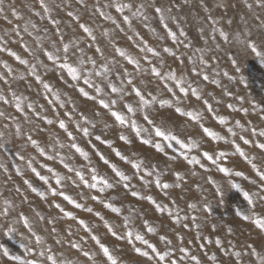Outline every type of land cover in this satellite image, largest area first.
Listing matches in <instances>:
<instances>
[{"label":"rangeland","instance_id":"rangeland-1","mask_svg":"<svg viewBox=\"0 0 264 264\" xmlns=\"http://www.w3.org/2000/svg\"><path fill=\"white\" fill-rule=\"evenodd\" d=\"M115 2L85 0V7L78 0H48L50 6H53L52 16L59 21V29L64 37L62 42L56 26L47 19L46 14L41 12L45 17L43 19L34 15L41 11L38 0H4V12L0 13V36L7 41L6 47L30 64H38L42 80L59 92L60 98L57 100L55 95L46 93L43 85L30 75L28 65H22L7 52L0 51V74L7 80V83L0 81V94L9 99L8 104L0 102V112L5 114L0 117V132L4 133L0 138V145H4L0 148V264H22L23 261L33 260L37 264H52L49 256H54L57 264H112L103 253L101 244L109 249L116 264H136L140 254L135 251V247L121 251V248L108 241L116 237L128 239L129 230L118 231L121 224L125 225L118 213L123 204L111 203L102 196L93 200L91 196L96 192L89 187L91 181L99 184L92 179L93 175L106 179L97 165L122 167L130 179L131 170H135L134 163L144 164L148 168L140 173L142 178H154L148 174L154 163H161L165 169L171 167L175 173L174 178L180 179L184 175L186 163L191 165L194 161L193 165L205 167L212 176L206 175L207 181L198 185V180L188 172L186 165L183 180L191 181L189 190L193 191L200 190L206 184H213L217 180L216 176L222 178L219 188L223 185V196L226 194L228 197L222 204V211L234 224L235 228H232L239 234V243H248L251 237L264 252V230L251 220H244L237 215L239 210L245 215L264 218V179L260 175L264 173V149L258 146L264 144V136L259 135L264 131V63H261L264 58V0H156L157 4L169 3L172 6L171 15L175 19H169L168 24L177 33L176 41L167 35V30L151 8L146 10L150 17L147 22L133 18L132 26L129 27L123 20V15L129 14L127 11L121 14L115 7H107ZM120 2L127 3L129 0ZM141 2L151 3V0H131L133 5ZM97 8L111 16L116 24L101 17ZM13 9L23 17L22 20L12 15ZM70 11L79 16V21L67 15ZM213 19L216 24L211 23ZM28 22L36 24V29L29 25L28 32H25L23 27ZM79 24L89 26L96 40L88 38ZM17 25L21 29L19 35L14 31ZM181 29L186 35H180ZM213 29H217L215 34ZM221 29L229 37L227 42L220 36ZM237 37L254 43L261 55L257 56L250 47L240 43ZM71 41L83 48L87 57L97 60V68L92 69L88 65L87 72L100 70L99 65L102 63H109L112 68L108 77H90L95 85L103 88V92L93 93L94 99L82 97L80 101L76 98V101L70 103L66 94L72 84L66 70H61L43 54L44 50L55 51L53 44L59 48L62 43ZM145 45L156 49L160 55L154 57L147 51H141ZM97 46L103 50V57L95 52ZM116 47L122 48L134 59L142 57L143 61L137 60L144 71L135 70L133 65L115 52ZM164 48H170L176 55L165 53ZM78 55L79 49L72 54L73 62ZM201 55L204 62L199 59ZM145 56L151 60V64L144 59ZM40 61L43 63L39 64ZM5 63L13 69L12 73L3 67ZM153 66L162 72L163 77H167L169 71L175 73L178 80H183V84L177 80L154 76L150 72ZM123 69H127L131 76L123 75ZM137 74L142 78L135 77ZM205 75L208 80H204ZM21 76L25 79L21 80ZM129 78L133 79L134 85L141 91L150 88L156 91V95L152 92V97L148 99L150 103L147 107L139 102L132 86L121 83ZM109 82L123 88V95L111 93L107 87ZM182 86L189 89L187 95L180 91ZM75 87H81L87 92L91 89L86 85ZM192 88L197 89L200 99L191 94ZM13 92L22 97L23 112L16 110ZM100 99L106 103L116 100L117 103L105 109L100 105ZM176 100H180L184 107H177ZM161 101L168 103L161 106ZM204 101L211 105V111ZM29 104L33 107L29 108ZM127 105L134 106V115L127 111ZM176 107L181 111L178 112ZM112 111L119 112L128 121L134 120L142 130L141 135H136L131 123L121 125L111 115ZM187 113H193L199 119L193 120ZM145 114L153 121L152 124L144 119ZM47 120L52 123H47ZM61 120L67 125V130L59 127ZM17 125L21 129L20 135L16 134ZM84 127L89 130L87 136L81 131ZM157 127L176 139L166 143L161 141L162 137L155 135ZM204 129L214 133L216 138ZM68 132L75 139L69 137ZM201 133L202 138L196 139L195 135ZM29 135L37 141L39 147L31 144L27 139ZM98 136L99 140L96 139ZM121 136L126 137L127 142L121 140ZM223 137L232 146L230 149L221 147ZM145 139L152 143H143ZM245 140L249 143L245 144ZM208 142L213 143V146H209ZM72 144L82 149L87 158L71 147ZM156 144L160 148L167 145L171 149L159 152L155 148ZM39 148L44 149L43 154ZM240 152L245 155H240ZM205 153L213 159H208ZM50 156L52 159H49ZM101 156L109 163L105 164ZM220 168H227L231 175L221 172ZM77 172L84 176V180L80 179ZM236 172L242 175L237 176ZM40 176L46 177V181L40 179ZM57 178H60V184L64 187V200L60 203ZM233 184L240 185V189L232 187ZM243 191L253 195L255 207L244 199ZM99 193L104 194L101 190ZM208 196H212L210 192ZM65 197H70L75 203ZM76 204L81 207H76ZM113 208L119 211L115 212ZM25 217L31 231L24 224ZM108 225L117 233L116 236L108 230ZM247 230H254V234L250 235ZM130 232L133 234L130 240L139 242L135 237L141 236L140 231L136 229ZM225 234L229 237L227 230ZM36 236L41 238L39 243ZM92 237H96L100 243ZM4 249L8 250L7 255ZM84 252H88L89 256L85 257Z\"/></svg>","mask_w":264,"mask_h":264},{"label":"built area","instance_id":"built-area-1","mask_svg":"<svg viewBox=\"0 0 264 264\" xmlns=\"http://www.w3.org/2000/svg\"><path fill=\"white\" fill-rule=\"evenodd\" d=\"M142 92L146 99H150L153 93L154 96L156 95V91L151 88L150 90L143 89ZM147 92H151L150 95ZM161 139L165 143L169 141L164 137ZM155 148L161 152L160 148ZM162 149L169 151L171 148L166 145ZM140 165L138 171L131 170V178L127 181L121 180L111 167L97 165L103 176L113 186L108 188L91 181V184L96 185L94 188L96 193L91 196V199L97 200L102 196L108 198L111 203L123 204L118 213L125 225L121 224L118 231L138 229L143 240L148 242L145 244L139 240L135 243L123 237L108 240L121 248V251L135 247L141 252H148L152 257L149 259L139 255L136 264H171L172 261L176 264H195V261L191 259L192 256H196L200 264H264V252L260 245L253 241V238L249 237L248 243H239L237 237L239 234L233 229L234 224L222 211L221 199L208 196V184L200 190H189L191 181H184L183 178L175 179L174 170L169 166H167L168 170L165 169L161 163H154L151 169L153 175L150 176L154 178H142L139 176L140 173L148 168L144 164ZM116 169L125 174L124 168L116 167ZM157 179L161 184H169L171 187L168 189L158 187ZM125 184L129 187L125 188ZM101 188L104 189V194L99 193ZM133 191L137 192L138 196H132ZM147 197L155 200L164 208V211L158 210ZM206 204L212 208L210 213L205 211L204 205ZM190 205H195V207ZM169 210L172 215L168 214ZM177 217L179 222H177ZM146 223H148L147 227ZM149 228L154 230L148 231ZM226 230L229 237L225 234ZM247 231L250 235L254 234V230ZM217 239L221 241L219 245L216 244ZM150 245L154 246L157 251L167 252L169 255L165 260H158L152 248L149 247ZM182 248L187 251L181 252ZM226 252L228 254H225ZM236 252L241 253L239 258L234 255ZM213 256L215 259H212Z\"/></svg>","mask_w":264,"mask_h":264},{"label":"snow or ice","instance_id":"snow-or-ice-1","mask_svg":"<svg viewBox=\"0 0 264 264\" xmlns=\"http://www.w3.org/2000/svg\"><path fill=\"white\" fill-rule=\"evenodd\" d=\"M185 2H187V0H185ZM38 3H39L41 11L35 12L34 15L39 16V17H41V19H43L45 17L41 15V12L46 14L47 15V19L53 25L56 26V32L58 34L59 40L63 42L64 37H63V34L60 32V29H59V21L56 20L51 14L52 10H53V6H50V4L48 3V0H38ZM78 3H80L81 5H84L85 7L87 6L85 4V0H78ZM248 6L251 7V5H248ZM56 7H58V5ZM107 7H115V10L118 13H121V14H123V13H125L127 11L129 14L123 15V20L129 27L132 26L133 18L140 19V20H142L144 22H147L150 19V17L147 15L146 10L148 8H151L152 11L157 14L160 23L163 25V28L167 30V35L170 36L173 41L177 40V33L172 31V29L169 27V24H168V20L169 19H173V20L175 19V17H173L171 15L172 6L169 3L157 4L156 0H151V3L141 2L138 5H133V3H131V0H129V2H127V3H123V2H120V0H116V2L114 4H109V5H107ZM3 12H4V0H0V13H3ZM97 12L104 19L111 20L113 24H116V21L111 16L106 15L99 8H97ZM12 15L18 20H22L23 19V17L18 15L17 12L14 9L12 10ZM67 15L69 17H74L77 21H79V16L75 15L73 12L70 11V12L67 13ZM4 19L8 23H11V21H9L7 19V16H4ZM211 23L212 24H216L217 22L213 19V20H211ZM229 23H231V21H229ZM29 25L31 26L32 29H36V27H37L36 24L28 22L23 27V30L25 32H28ZM145 26L149 27V25H147V24ZM79 27L83 30V32L86 34V36L88 38H90L92 41L96 40V36L94 35L93 30L89 26H87L86 24H79ZM20 30L21 29H20L19 25H17L16 28L14 29V31L17 33V35H19ZM121 31H123V29H121ZM216 31H217V29H213V33L214 34H215ZM219 32H220V36H222L223 39L227 42L228 39H229L228 35L222 29L219 30ZM29 34H31V33H29ZM104 34L108 35V33H104ZM137 35H139V34L137 33ZM180 35L181 36L186 35L182 29L180 30ZM213 38H215V36H213ZM129 39H132V37H129ZM237 39L239 40L240 43H244L247 47H250L251 50L257 56L261 55V53L259 52V50L257 49V47H256V45L254 43H249L247 40H240L239 37H237ZM6 44H7V41L4 40L3 36H0V51L7 52L10 56H13L15 58V60L19 61V63L22 64V65H28L29 66L30 75L37 82H39V83H41L43 85V88L45 89L46 93H48L50 95H55L56 99L59 100V98H60L59 92H56L49 83H46V82H44L42 80L41 75L39 74V71H38V64H30L28 60L21 59V57L19 55H17L16 52H14V51L10 50L9 48H7ZM24 47L27 48V45H25ZM41 47H42V45H41ZM52 47L55 49V51H50V50H44L43 51V54L47 58V60L51 61L54 65H57L61 70H66L67 75L70 76L72 80L80 81L81 79H83V83L85 85H89L90 87L95 88L96 92H103V88L98 87L97 85H95L92 82V80L90 79V77L93 76V75L97 76V77H100V76L108 77L109 74L112 72V68H111L109 63L100 64L99 65V69L100 70L85 72V68L88 65H90L92 69H96L97 68V60L95 58H93V57H87L85 52H84V49L83 48H79V45L75 41L62 43V46L59 47V48H57L55 44H53ZM89 47H91V45H89ZM186 47H191V45H186ZM77 49H79V55L76 57V60L73 62L72 61V54ZM114 50H115V52H117L119 54L120 57L125 58L128 64L133 65L135 70H139L141 72L144 71L141 68L140 61L137 60V59H134L131 55H128L122 48L116 47ZM140 50L141 51H147L148 53H151L152 56H154V57L160 55V53L158 51H156V49H154L152 47H147L146 45L144 47H142ZM163 51L165 53H169L170 55H173V56L176 55V53L173 52L170 48H164ZM95 52L98 53L101 57L104 56V52L99 46L95 47ZM144 59L147 60L149 64H151V60H148L147 56H145ZM199 59L201 60V62H204L203 55H201ZM38 63L42 64L43 62L40 61ZM112 63H114V61ZM233 63L235 64L236 61L233 60ZM261 63H264V58L261 59ZM74 64H75V66H74ZM3 67L5 69H7L8 73H12L13 72V69L11 67H9V65L7 63H5L3 65ZM237 70L239 71V69H237ZM150 72H151V74H153L154 76H156L158 78L177 80L178 83L183 84V80L182 79L178 80L176 75H175V73H172L171 71H169L167 77H163L162 72L158 71L157 68L155 66H153V67L150 68ZM120 74L121 73H117V75H120ZM122 74L125 75V76H131V73H129L127 71V69H123V73ZM203 78H204V80H208V76L207 75H205ZM20 79L23 80V79H25V77L21 76ZM0 81H4L5 83H7V80L5 79V76L3 74H0ZM121 83L122 84L126 83L128 86H132V91L135 93V95L137 97H139V102L142 105H144L145 107H147L149 105L150 101L145 98V94L141 91V89L134 85L133 79L129 78L126 81H121ZM107 87L110 88L111 93H121V95H123V88L117 87L115 84H112L111 82H109ZM79 91L85 97H88L89 99H94V97L89 96L88 92L84 91L83 88H80ZM180 91L183 92L185 95H187L188 92H189V89L182 86L180 88ZM190 91H191V94L193 96H195L197 99L201 98L200 95L198 94L197 89L192 88ZM12 97L15 99V108H16V110H18L20 112H23L24 111V107L21 104L22 97L18 96L15 92L12 93ZM0 102H3L4 104H8L9 103V99L6 98L3 94H0ZM99 103L105 109H109L112 105H115L117 103V101L116 100H111L109 103H106L104 99H100ZM160 103H161V106H164L165 104L168 103V101H161ZM204 103L208 106V110L211 111L212 108H211V105L208 104V101H204ZM61 106H63V105H61ZM28 107L32 108L33 106L31 104H29ZM126 107H127V111L129 113H132L133 115L135 114V109L131 105H127ZM177 111L180 112L181 110L179 108H177ZM182 114H184V113H182ZM4 115H5L4 112H0V117H3ZM111 115L114 116L115 119L117 121H119V123L121 125H125V124H128V123H131V127L135 130L136 135L137 136L141 135V131L142 130H141V128H139L136 125L134 120L133 121L126 120L124 118V116H122L117 111H112ZM187 115L191 116L193 120L199 119V117L197 115L193 114V113H187ZM84 119H85V122L88 123L87 118L84 117ZM144 119L149 124L153 123V121L149 119L147 114H145ZM221 122L223 123L224 121H221ZM47 123L51 124L52 121L51 120H47ZM5 127H7V125ZM59 127L61 129L67 130V125L64 123L63 120H61L59 122ZM77 127L80 128V125L78 124ZM93 127H94V125H93ZM81 131L86 136L90 134L87 127L82 128ZM143 131H147V130L144 129ZM204 131L207 132L210 136H213V138H216L215 134L210 132L208 129H204ZM229 131L231 132L232 130L229 129ZM16 134L17 135L21 134V129H20L19 125L16 126ZM67 134H68L69 137H72V139H75V137L72 136L71 132H68ZM155 135L158 136V137H164L165 139H169V140L176 139L175 136L166 135L165 132L161 131V129L159 127H157L155 129ZM233 135H235V133H233ZM259 135L260 136H264V131L260 132ZM3 136H4V133L0 132V138H2ZM27 139L31 142V144L34 147H39V145L37 144V141L32 139V137L30 135L27 137ZM96 139L99 140L100 137L98 136V137H96ZM120 139L121 140H125L127 142V138L124 137V136H121ZM142 142L145 143V144H151L152 143L151 140H147V139L143 140ZM244 143L247 144V143H249V141L245 140ZM258 146L261 149H264V144H260ZM2 147H4V145H0V148H2ZM71 147L75 148L76 151L80 152L81 155H84L85 158H87V154L85 152H83V150L80 149L76 144H72ZM155 147L160 148V145L156 144ZM237 148H239V146H237ZM160 150L163 151L162 148H160ZM39 151L42 154L44 153V149L43 148H39ZM116 154L118 156L120 155L119 152H117ZM205 155L208 156L207 153H205ZM240 155L243 156L245 154L243 152H240ZM21 159H23V157H21ZM49 159H52V157L50 156ZM101 159H104L103 156H101ZM121 159H124V157L121 156ZM208 159L211 160V159H213V157L208 156ZM195 162L199 163V161H195ZM104 163L108 164L109 161L104 159ZM65 167L67 168L68 165L65 164ZM140 167H141V165L139 163H134L133 164V168H135L137 171L140 169ZM253 167L255 168V165H253ZM112 168L115 171V174L121 180L127 181L129 179L128 176H126L124 173H122L118 169H116L115 165H112ZM219 170L221 172H224L226 174L231 175V173L229 172V170L227 168H220ZM32 171L36 172V169L32 168ZM49 171H52V170L49 169ZM69 171H72V169H69ZM92 171H93V173H95L96 170L93 169ZM17 172H20V170L17 169ZM76 174L80 177L81 180H84V176L81 173L77 172ZM235 174L237 176L242 175V173H240V172H236ZM36 175L39 176L40 174L36 173ZM149 175H151V173H149ZM260 175H261V178L264 179V173H261ZM177 176L179 178V174H177ZM40 179L46 181V177L40 176ZM92 179L98 181V183H101V184H103L104 186H106L108 188H111L113 186L112 184L109 183V181L107 179H101V178H99L96 175H93ZM26 183H27V181H26ZM56 183L57 184L61 183L60 178H57ZM85 183H87V181H85ZM156 184H157L158 187H162L163 189H168L169 187H171V185H169V184H161L159 179H157ZM89 187L95 188L96 185L95 184H91V185H89ZM124 187L127 188V187H129V185L125 184ZM232 187H234V188H236L238 190L240 189V185H238V184H233ZM100 190L103 191L104 189L101 188ZM33 191H36V189H33ZM216 191L220 194L221 199H222L223 198V192L221 191V189L219 187H217ZM55 194H56V192H55V190H53V195H55ZM60 194L63 195V193H60ZM131 194L134 197L138 196V193L135 192V191H133ZM243 197L248 202L249 205H252L253 207H255L253 195L249 194L248 191H243ZM65 199H68V200L71 201L70 197H65ZM147 199L150 200L153 204H155L156 208L158 210H160L161 212L164 211V208L161 205L157 204L155 200H152L151 197H147ZM71 202L75 203L74 201H71ZM190 206L191 207H195V205H190ZM56 207L59 208L60 206L56 205ZM76 207L79 208V207H81V205L80 204H76ZM108 207L111 208L112 206L108 205ZM204 208H205V211H207L209 213L212 211V208H211L210 205L206 204V205H204ZM112 210L115 211V212L119 211V209H116V208H113ZM88 211L91 212L92 210L88 209ZM5 214H7V211H5ZM168 214L172 215L170 210H169ZM237 215L242 216V218L244 220H251L258 228H260L261 230H264V218H262L260 216L245 215V214L239 212V210H237ZM41 219H43V217H41ZM177 222H179V218L178 217H177ZM81 223H83V221H81ZM24 224H25V226H27L29 228V231H31V226H30L29 221H28V219L26 217L24 218ZM108 230L111 232V234L113 236L117 235V233L112 230L111 225H108ZM153 230L154 229H152V228L148 229V231H153ZM9 231H12V229H9ZM229 232H231V229H229ZM33 235H35V233H33ZM132 235H133L132 232L129 231L127 233V238L131 239ZM92 238L94 240H96L97 243H100V241L96 237H92ZM135 239L142 240L143 243H145V244L148 243L146 240H143V237H141L139 235H137L135 237ZM36 240L39 243L41 238L39 236H36ZM220 243H221V241L219 239H217L216 240V244L219 245ZM73 247H79V246L78 245H73ZM149 247L152 248V252L158 258V260H161V261L165 260V258L169 255V253H167V252L161 254L159 251H157L155 249L154 246L150 245ZM101 249L103 250V253L108 257V259L112 261V264H116V261L113 259L109 249L107 247H105L103 244H101ZM49 251H51V249H49ZM135 251L137 253H139L140 255H142V256H145V257H148L149 259H152V257L149 256L148 252H141V250L139 248H136ZM180 251L181 252H186L187 250L182 248V249H180ZM4 254L5 255L8 254V250L7 249H4ZM225 254H228V253L226 252ZM40 255L43 256L44 253L41 252ZM84 255H85V257H87V256H89V253L88 252H84ZM234 255L237 258H239L241 256V253L240 252H236V253H234ZM13 259H17L18 260L19 257H13ZM48 259L52 261V264H57L56 258L54 256H49ZM191 259L193 261H195V264H200L199 259L196 256H192ZM212 259H215V257L213 256ZM22 264H37V262L34 261V260L33 261H23ZM171 264H176V262L172 261Z\"/></svg>","mask_w":264,"mask_h":264},{"label":"crops","instance_id":"crops-1","mask_svg":"<svg viewBox=\"0 0 264 264\" xmlns=\"http://www.w3.org/2000/svg\"><path fill=\"white\" fill-rule=\"evenodd\" d=\"M137 59H139L140 61H143V59H142V57H138ZM85 72H87V70H86V68H85ZM135 77H138V78H142V76H140V75H136ZM91 80H92V78H90ZM69 80L71 81V86L69 87V91H68V94H66V97H67V99L69 100V102L71 103L72 101H76V98H78L79 99V101L81 100V98L82 97H85L80 91H79V89L81 88V87H78V88H76L75 87V85L76 86H84L85 84L83 83V79H81L80 81H75L74 82V80H72L71 79V77L69 76ZM93 81V80H92ZM87 87L89 86V85H86ZM89 88V87H88ZM84 91H86L85 89H84ZM87 92V91H86ZM95 92V94H96V91H95V89L94 88H92L91 87V89H90V91L88 92V94H89V96H91V97H94V95H93V93ZM106 95L108 94V92H104ZM86 99L88 98V97H85ZM172 99H174V98H172ZM88 100V99H87ZM176 103H178V105H177V107H179V106H182V107H184V105H182V104H180L181 103V101L180 100H176ZM176 107V108H177ZM172 109V108H171ZM174 110V109H173ZM184 110V109H183ZM201 135V136H200ZM205 135V134H204ZM195 137H196V139L197 138H202V133L201 134H199V135H195ZM228 137V136H227ZM224 138H226V137H223L222 138V141L224 140ZM222 141H221V145H223V146H221V147H223V148H226V149H230L232 146L231 145H229L228 143H227V141L226 140H224L225 142L224 143H222ZM207 144V143H206ZM208 144H209V146H213V143H211V142H208ZM209 148H207V150H208ZM230 153V152H229ZM213 154H215V155H213L214 157H216V153L215 152H213ZM193 162L194 161H192V163H191V165L193 166H191L190 164L189 165H187V163H186V165H187V170H188V172L190 173V174H192L193 175V177H194V179L198 182V184H200V182H205V181H207V176L206 175H210V176H212L211 174H210V172L208 171V169H206L205 167L203 168V167H197V166H195V165H193ZM186 165H185V172H184V175H185V173H186ZM184 175L182 176V178H184ZM216 179L217 180H215V182L213 183V184H208V192H210V194L212 195L211 197H214V196H216V197H219L220 199H221V196H220V194L216 191V189H217V187H220V182H221V180H222V178H218L217 176H216ZM223 186V185H222ZM222 186H221V190H222ZM224 188H225V186H224ZM72 190H73V192H74V187H72ZM195 190H197V189H195ZM59 192L60 193H64V187L61 185V184H59ZM228 199V197H227V195L225 194L224 196H223V198L221 199V202H220V205L222 206V208H223V205L222 204H224V202L226 201ZM62 200H64V195H61V194H59V203H60V201H62Z\"/></svg>","mask_w":264,"mask_h":264}]
</instances>
